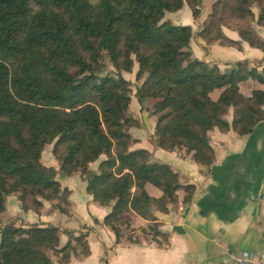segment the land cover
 Masks as SVG:
<instances>
[{"label":"trees","instance_id":"1","mask_svg":"<svg viewBox=\"0 0 264 264\" xmlns=\"http://www.w3.org/2000/svg\"><path fill=\"white\" fill-rule=\"evenodd\" d=\"M184 4L196 19L200 0H0V213L7 195H15L23 211L38 213L44 199L68 213L69 189L55 178L56 169L41 162L44 146L54 142L60 174L82 175L92 200L111 206L103 223L116 242L126 233L139 242L124 219L130 209L149 221L143 236L159 245L167 240L152 210L177 205L181 188L188 203L194 186L146 149L129 148L134 139L127 129L140 121L128 111L132 89L121 72L131 73L136 61L135 79L143 80L133 95L140 105L154 101L156 146L184 148L202 165L214 156V127L241 136L264 122V89L248 96L239 90L248 78L264 85V65L257 70L237 61L221 72L194 57L191 26L163 19ZM254 24L264 27V0H214L195 36L206 44L237 46L223 33L225 26L264 52ZM103 52L116 75L99 74ZM213 90H220L216 99ZM147 184L161 196L151 197ZM62 233L67 240L61 245ZM86 237L53 225L20 228L11 222L1 231L0 264L67 263L72 255L89 254Z\"/></svg>","mask_w":264,"mask_h":264},{"label":"crops","instance_id":"2","mask_svg":"<svg viewBox=\"0 0 264 264\" xmlns=\"http://www.w3.org/2000/svg\"><path fill=\"white\" fill-rule=\"evenodd\" d=\"M171 13L172 23L190 25L193 32L204 25L198 17H192L187 4ZM254 29L264 39V27L254 24ZM222 30L228 38L239 42L238 45L206 44L200 37L193 36L190 42L193 56L217 65L221 72L229 70L235 62L245 60L249 67L261 70L264 52L242 40L235 30L225 26ZM136 68L137 65L133 66L134 73ZM139 84L140 81L136 82ZM253 89H264V85L253 78L239 83L243 95H250ZM219 92L213 90L211 98L216 99ZM144 104V111L146 107L151 110L152 101ZM129 107L140 121L138 127L127 129L134 139L129 148L146 149L153 159L170 164L179 173L183 184L194 186L188 203L182 201L186 191L181 188L176 192L177 205H169L166 211L152 210L159 230L167 234L166 241L158 236L162 241L159 245L150 236H143L140 230L146 228L149 221L130 209L124 219L129 221V228L138 235L139 242L129 241L127 233L116 242L113 231L103 223L111 206L92 200L80 174H55L61 186L69 189L71 206L68 213L53 209L52 203L44 199L38 213L30 209L23 211L18 198L7 195L0 220L16 217L41 226L53 225L61 230L87 232L89 254L72 255L63 264H233L230 253L242 250H252L257 257L264 256V122L255 126L251 133L241 136L233 130L223 131L214 127L209 131L214 156L207 165H202L194 161L184 148L167 151L157 147L155 116L150 113L148 117H142L144 112H140L141 105L133 95ZM225 118L231 121V109ZM44 158L42 156L41 159L44 165L58 170L52 154L48 152ZM96 167L97 164H93L91 169L96 170ZM146 191L154 198L162 194L151 184L146 185ZM66 240V234L62 233L60 242L65 243Z\"/></svg>","mask_w":264,"mask_h":264},{"label":"rangeland","instance_id":"3","mask_svg":"<svg viewBox=\"0 0 264 264\" xmlns=\"http://www.w3.org/2000/svg\"><path fill=\"white\" fill-rule=\"evenodd\" d=\"M214 0H200V14H199V16H198V18L201 20V22L203 23V24H206L207 23V21H208V14H209V11H210V9H211V5H212V2H213ZM252 9H253V12H254V15L256 16L257 15V12H258V6L257 5H253V7H252ZM171 14H173V13H171V12H166V15L164 14V18L163 19H167V20H170V19H172L173 18V16L171 15ZM169 18V19H168ZM199 31V30H198ZM196 32L197 31H194V33H193V35L195 36V34H196ZM100 62H101V68H100V71H99V74L100 75H104V74H112V75H116L117 74V71H116V69H115V67L113 66V64H112V62H111V60H110V58H109V55L108 54H106V53H104L103 52V54L101 55V58H100ZM135 65H137V63H136V61H134L133 62V66H135ZM133 66H132V72L131 73H127V72H125V71H122L121 72V75L123 76V78H125L124 77V74H126V80H128L129 82H130V87H131V89H132V94H131V96L134 94V92H135V89H136V87L138 86V85H136V82H139L140 81V83L142 82L141 80H143V78H141V79H139V80H137V79H135V73H136V71H137V68H136V70H135V73L133 72ZM127 74H130V75H127ZM140 85V84H139ZM133 98L136 100V98H135V96L133 95ZM148 101V100H147ZM153 103H154V101H152ZM130 106H132V105H130ZM144 106H145V104L143 103V105H141V108H140V112H144L143 114H142V117H148L149 116V114L151 113L150 112V107H146V111H144L143 109H144ZM131 107H129L128 106V111H129V113L133 116V113H132V111H130L131 109H130ZM134 117V116H133ZM136 118V117H135ZM141 118V117H140ZM138 120H139V118H137ZM53 143L54 142H51V143H48V144H46L45 146H44V148H43V150H42V152H41V159H42V156H43V159L45 160V158H44V156H46L47 155V153L49 152L50 154H52V148H53ZM51 151V152H50ZM53 155V154H52ZM54 157V156H53ZM104 156H102V157H100L97 161H95V162H93V163H90L89 164V167L91 168V166H93V164H97L98 165V163H99V161H100V159L101 158H103ZM55 158V157H54ZM56 159V158H55ZM56 161H57V163H58V170H56V173L57 172H59V160H57L56 159ZM41 162H42V160H41ZM97 168V167H96ZM60 173V172H59ZM15 196V195H14ZM41 200V202H42V199H40ZM29 210V209H28ZM31 210V209H30ZM4 211V210H3ZM2 211V212H3ZM33 211V210H32ZM1 212V213H2ZM1 213H0V215H1ZM8 220V221H7ZM7 220H5V221H2V220H0V235H1V231H2V229L4 228V226L6 225V224H8V223H13L15 226H17V227H20V228H28V227H30V226H33V225H38L37 223H32V222H29V221H27V222H23V220L21 221V220H19V219H17L16 217H13V218H9V219H7ZM46 226V225H45ZM79 232H84V231H82V230H80V231H78V232H76V233H79ZM61 243V242H60ZM63 243H61V245H62ZM52 258H53V260L54 261H57L58 260V258L56 257V256H52Z\"/></svg>","mask_w":264,"mask_h":264},{"label":"built area","instance_id":"4","mask_svg":"<svg viewBox=\"0 0 264 264\" xmlns=\"http://www.w3.org/2000/svg\"><path fill=\"white\" fill-rule=\"evenodd\" d=\"M233 264H264V256L257 257L252 250L230 253Z\"/></svg>","mask_w":264,"mask_h":264}]
</instances>
